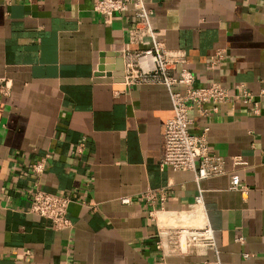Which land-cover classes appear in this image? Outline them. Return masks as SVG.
<instances>
[{
  "label": "crops",
  "instance_id": "1",
  "mask_svg": "<svg viewBox=\"0 0 264 264\" xmlns=\"http://www.w3.org/2000/svg\"><path fill=\"white\" fill-rule=\"evenodd\" d=\"M95 1L0 0V76L11 82L0 97V264H163L143 194L153 191L152 207L183 210L199 188L218 253L165 263L264 264V92L258 114L239 100L207 116L189 110L192 130L208 126L224 173L197 182L191 170L161 168L169 90L124 88L123 51L148 40L130 42L131 10L106 21ZM145 1L164 45L186 54L174 74L186 67L195 86L264 89V0ZM45 155L37 177L29 165ZM231 174L246 193L229 188ZM36 182L71 198L70 230L28 210Z\"/></svg>",
  "mask_w": 264,
  "mask_h": 264
},
{
  "label": "built area",
  "instance_id": "2",
  "mask_svg": "<svg viewBox=\"0 0 264 264\" xmlns=\"http://www.w3.org/2000/svg\"><path fill=\"white\" fill-rule=\"evenodd\" d=\"M93 8L103 15L106 21H110L114 13L122 14L131 10L136 20L129 31L130 42L143 43L148 40L146 46L123 51L121 83L128 89L137 84L157 82L166 85L169 90L173 114L165 121L163 127L164 147L159 161L160 167L191 170L197 182L202 178L224 173L223 156L210 150L208 126L197 131L192 130L189 126L192 120L189 110L196 108L200 114L207 116L217 112L218 103L239 100L251 104L252 112L258 114L259 96L263 94L264 89L254 94L242 84L234 92H230L219 82L195 86L194 75L186 67H180L178 73L174 74L173 70L185 60L186 54L183 50L169 49L164 45L152 27V10L145 0H96ZM221 56L222 51L218 50L211 61H216ZM174 84L182 85L183 90L173 88ZM10 85L8 78L0 76V97L9 94ZM78 149L82 150V144H79ZM47 156L33 160L29 165L32 174L40 176L45 168ZM232 163L239 165L245 161L240 156H233ZM229 188L240 190L242 193L247 191V186L240 183L236 174L230 175ZM143 197L151 205L148 218L155 225L154 247L163 264H166V258L172 256L202 254L209 250L218 253L214 230L205 218L200 188L188 207L183 210L152 207L155 198L152 190L145 192ZM161 198L164 199L163 193ZM122 201L127 202L128 198H122ZM70 203L69 196L46 191L36 182L28 210L49 219L55 230H70L73 226L68 216ZM238 240H242V237L239 236Z\"/></svg>",
  "mask_w": 264,
  "mask_h": 264
},
{
  "label": "water",
  "instance_id": "3",
  "mask_svg": "<svg viewBox=\"0 0 264 264\" xmlns=\"http://www.w3.org/2000/svg\"><path fill=\"white\" fill-rule=\"evenodd\" d=\"M120 75H122V72H119Z\"/></svg>",
  "mask_w": 264,
  "mask_h": 264
}]
</instances>
